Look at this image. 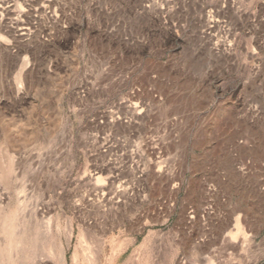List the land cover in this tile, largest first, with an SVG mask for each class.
Here are the masks:
<instances>
[{
    "label": "rangeland",
    "instance_id": "374dc122",
    "mask_svg": "<svg viewBox=\"0 0 264 264\" xmlns=\"http://www.w3.org/2000/svg\"><path fill=\"white\" fill-rule=\"evenodd\" d=\"M99 176L102 264H264V0H0V246L74 264Z\"/></svg>",
    "mask_w": 264,
    "mask_h": 264
},
{
    "label": "bare ground",
    "instance_id": "6f19581e",
    "mask_svg": "<svg viewBox=\"0 0 264 264\" xmlns=\"http://www.w3.org/2000/svg\"><path fill=\"white\" fill-rule=\"evenodd\" d=\"M22 30H24V28H22ZM4 176L7 175H5L4 173ZM96 182H97L96 187L93 188L94 190L91 192V194L84 195L81 198V201L85 206V210L82 211L81 213V219H80L81 224H80L79 232L77 234V244L73 256L74 264H78L79 262L80 264H102V261L106 257H108L107 249L109 246L112 248V253H113L112 257L110 258L111 259L110 263H112L113 260L118 259L122 255L119 252L118 248L116 247L117 246L116 241L118 238L113 237L111 239H108V233L112 231L113 228L108 226L109 224H108V219L106 218L107 216L105 217L106 210L110 209V207L112 208L116 203L123 201V199L122 200L119 199L122 197V195L118 194V190L122 186L119 187L117 186V188H115L116 190L115 191L113 190L114 192L110 193L109 191H107L109 188L106 187V183L101 178V176L96 178ZM98 186L101 188H99ZM25 193L26 191L22 190L21 192L22 196L19 194V197L21 196L25 200L27 198ZM109 194H112L113 196H109ZM42 210L43 209L39 208V206L37 207L35 206V208L31 212V216L29 220L30 222L24 219L21 224L19 225L16 224L17 230L15 232L13 231V233L11 234L10 243L8 249H6L7 252L5 251L3 245H2L3 247L0 246V259L2 258L1 260L4 259V261L6 260L8 263H12V264L27 263V261L31 258V256L28 255L26 251L29 249V246L36 241L37 238L36 235L34 237L32 236L33 233L31 231L35 229L32 230V228L30 227L33 224L39 223L40 218L46 217L44 215V212L41 213ZM18 219L19 218L17 215L13 217V220L15 222ZM59 219L60 218H58V221ZM50 227L46 228L45 231L46 234H44L46 238H48V235L52 232ZM60 228L61 226L60 224H58L57 230H60ZM44 230H45V226H44ZM75 235H76V228L74 224V219L68 217L67 223L64 228V233L63 234L61 233V235L59 234L58 239L55 238L52 240L51 251L53 252L55 258V264H68L67 246H70L72 244ZM41 238L43 239V237ZM45 252L46 251L43 250V253Z\"/></svg>",
    "mask_w": 264,
    "mask_h": 264
}]
</instances>
